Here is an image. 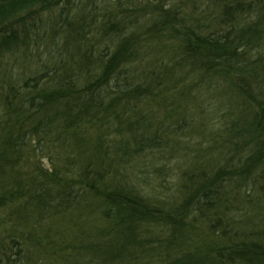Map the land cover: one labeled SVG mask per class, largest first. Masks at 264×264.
<instances>
[{
  "label": "trees",
  "instance_id": "obj_1",
  "mask_svg": "<svg viewBox=\"0 0 264 264\" xmlns=\"http://www.w3.org/2000/svg\"><path fill=\"white\" fill-rule=\"evenodd\" d=\"M43 48L49 64L0 88V264H264V0H0V51ZM205 85L248 117L222 115L174 197L188 115L143 105L175 115ZM45 150L50 170L29 165Z\"/></svg>",
  "mask_w": 264,
  "mask_h": 264
},
{
  "label": "rangeland",
  "instance_id": "obj_2",
  "mask_svg": "<svg viewBox=\"0 0 264 264\" xmlns=\"http://www.w3.org/2000/svg\"><path fill=\"white\" fill-rule=\"evenodd\" d=\"M42 19L43 21L49 20V32L53 31L54 29V27H52V25L50 24L51 19H53L52 12H42L39 15H35L32 20L28 21L29 23L33 22L40 26L38 30H36L38 31L37 36L43 34V23H40ZM63 36V40L67 38L65 33H63ZM37 50L38 49H35V51ZM46 50V48H43V50H40L39 52H33L32 50L28 49L24 53L16 51L10 52L6 51V49L1 50L0 88L5 86V84L7 85L11 83L10 81H12V78L18 80V76L20 77L18 83H21L23 71H38L41 70V67L44 64H49L52 58H49ZM6 70H10L12 72L9 73V75L11 74V77L8 76ZM243 103H245L244 100L240 99L232 91L225 92L221 88V86H214L211 88L210 86L205 85L202 87L200 86L196 90L192 91L189 94V97H187V99L183 102V104L176 105L178 106L179 110L175 115L174 113L170 112L169 103H166L165 106L164 104L158 105L156 103H148L143 105V112H145V114L149 115L151 118H154L155 123H160L162 120L165 121L163 118H166L169 113V117L174 118H171L167 122L165 121V123L168 124H174L180 119L181 115H188V124H181L182 129L184 127H186V129L183 130V132H185V135L178 144L180 145V151L176 154H173L172 158L166 159L168 162H170L168 165L172 169L170 177H168L169 182L166 183V186L171 189L170 192L174 194V197L176 193H178V181L181 178L182 172L185 171L189 165L193 164L192 161L198 154L201 155V152L204 151V149L211 147V145L213 144H209L211 139H215L218 145L220 139L225 136L224 132L221 133L220 130L223 125L222 115L225 116V114H227V117H233L237 119L248 117L247 112L244 111V107L242 108ZM228 111H230L232 115H230ZM45 153L46 154L38 153V155L42 156L36 157L34 161L29 163V165H32L33 167L40 165L43 169L50 170L52 167L50 163L51 158L48 156L46 150ZM149 158L151 157L149 156ZM146 170L148 171V169ZM148 173L151 174L152 169H150ZM152 176H154L153 173ZM161 177L166 178L167 175L165 174ZM157 184L158 183L157 181L155 182V179L152 181L149 180L146 185L142 182L140 183L141 187L144 188V190L147 193H150L153 197L157 196L156 193L159 192V189L154 191V186ZM160 190L168 191V189L164 187ZM169 197L170 196H165V198ZM79 224L81 225L80 222ZM79 224L76 225L74 224V222H68V227L65 230V236L63 237V239H60L61 241L54 240L53 243L55 245V248H65L72 246L76 239L79 238V236L83 235L80 232L82 229V225L80 226ZM36 254L41 255L40 252H37ZM52 254H54V252ZM51 261L52 263L50 264H88V260H86L85 258H77V256L75 255H73L69 260L67 258V255H65L64 258L61 256H55ZM37 264H40V262H37Z\"/></svg>",
  "mask_w": 264,
  "mask_h": 264
}]
</instances>
